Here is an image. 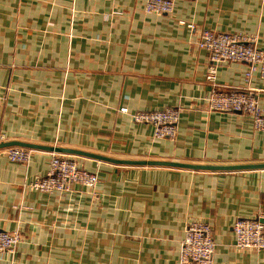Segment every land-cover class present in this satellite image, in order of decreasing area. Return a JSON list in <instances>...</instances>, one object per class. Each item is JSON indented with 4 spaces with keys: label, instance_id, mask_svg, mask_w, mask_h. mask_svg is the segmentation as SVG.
Here are the masks:
<instances>
[{
    "label": "crops",
    "instance_id": "1",
    "mask_svg": "<svg viewBox=\"0 0 264 264\" xmlns=\"http://www.w3.org/2000/svg\"><path fill=\"white\" fill-rule=\"evenodd\" d=\"M0 0V136L114 159L197 164L264 162V132L249 115L207 106V51L200 31L240 33L264 49V0ZM192 25V26H189ZM249 65L217 67L224 91L252 90L264 110V80ZM128 112L177 108L173 138ZM27 162L0 151V230L21 240L0 264H180L189 221L207 223L212 264H264L238 249L232 225L264 211V168L194 170L121 164L68 154L93 171V189L44 192L51 152ZM58 153V152H57ZM186 264H200L190 262Z\"/></svg>",
    "mask_w": 264,
    "mask_h": 264
},
{
    "label": "built area",
    "instance_id": "2",
    "mask_svg": "<svg viewBox=\"0 0 264 264\" xmlns=\"http://www.w3.org/2000/svg\"><path fill=\"white\" fill-rule=\"evenodd\" d=\"M172 9L173 0H146L144 3V10L148 13L162 14L171 12ZM198 45L208 54L209 63L205 73V79L211 85L210 93L206 98L208 108L217 111L243 112L251 117L256 130L264 132V110L260 107L253 91H224L218 87L216 81L218 65L228 61L248 63L249 69L245 75L249 77L253 72H257L264 80V49L256 47L251 37L209 29L200 31ZM120 111L129 113L136 122L152 125L153 136L156 138H173L176 134L179 118L177 108L128 112L127 107H121ZM3 140L4 138L0 136V141ZM0 151L9 160L15 162H27L31 156V150L22 146H9ZM97 182V174L79 166L73 156L51 152L47 172L30 182L29 186L40 191L53 192L65 191L73 184L93 189ZM232 229L237 247L264 250L263 211L256 217L235 219ZM20 240L19 231L0 230V252L13 251ZM213 254L214 241L210 225L196 220L189 221L179 251V262L212 264Z\"/></svg>",
    "mask_w": 264,
    "mask_h": 264
},
{
    "label": "water",
    "instance_id": "3",
    "mask_svg": "<svg viewBox=\"0 0 264 264\" xmlns=\"http://www.w3.org/2000/svg\"><path fill=\"white\" fill-rule=\"evenodd\" d=\"M9 146H22L26 148H36V149H46L53 152L58 153H68V154H78L89 157H94L98 159H104L108 161H112L115 163L121 164H131V165H158V166H173V167H181L188 168L194 170H239V169H256V168H264V162L262 163H247V164H197V163H185V162H177V161H168V160H146V159H114L110 157H106L103 155L90 153L78 149L52 146V145H39L32 144L17 140H8V141H0V149L6 148Z\"/></svg>",
    "mask_w": 264,
    "mask_h": 264
},
{
    "label": "rangeland",
    "instance_id": "4",
    "mask_svg": "<svg viewBox=\"0 0 264 264\" xmlns=\"http://www.w3.org/2000/svg\"><path fill=\"white\" fill-rule=\"evenodd\" d=\"M264 212V211H263ZM259 214V213H258ZM181 243H182V241H181ZM18 245V244H17ZM234 245H235V241H234ZM236 246V245H235ZM180 247H181V245H180ZM237 247V246H236ZM238 249H242V248H239V247H237ZM243 249H245V248H243ZM246 249H248V248H246ZM251 250H254V249H251ZM180 251V250H179ZM255 251H257V250H255ZM260 251H264V250H260ZM4 252H9V251H4ZM0 253H3V252H0ZM178 261H179V257H178ZM192 262H194V261H192ZM180 263V262H179ZM190 263V262H189ZM195 263H198V262H195ZM180 264H182V263H180Z\"/></svg>",
    "mask_w": 264,
    "mask_h": 264
}]
</instances>
